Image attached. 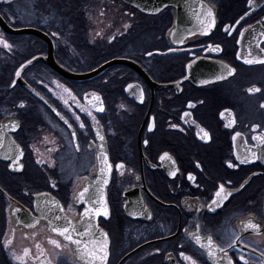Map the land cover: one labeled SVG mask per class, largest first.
I'll return each mask as SVG.
<instances>
[{
  "label": "flooded vegetation",
  "instance_id": "obj_1",
  "mask_svg": "<svg viewBox=\"0 0 264 264\" xmlns=\"http://www.w3.org/2000/svg\"><path fill=\"white\" fill-rule=\"evenodd\" d=\"M169 1L0 0V38L11 45L0 44V128L19 156L11 167L0 159V264H20L25 248L24 264H83L36 213L35 196L78 221L102 208L74 203L86 187L109 212L92 214L93 233L108 238L104 264H191L181 252L196 264H245L241 254L264 264V145L252 139L264 135V63H245L264 59V0H201L215 20L206 32L191 31L199 6ZM33 57L20 75L28 89L14 78ZM221 183L232 195L217 206ZM14 206L31 220L16 223ZM189 233L211 235L227 257L209 258ZM229 236L240 237L232 248Z\"/></svg>",
  "mask_w": 264,
  "mask_h": 264
},
{
  "label": "snow or ice",
  "instance_id": "obj_2",
  "mask_svg": "<svg viewBox=\"0 0 264 264\" xmlns=\"http://www.w3.org/2000/svg\"><path fill=\"white\" fill-rule=\"evenodd\" d=\"M249 5H252L253 0H248ZM157 11H159V9H157ZM248 13L245 12L244 16H247ZM207 16L208 17H213V13L212 11L209 9L207 12ZM244 19V17H240L239 20L236 21L237 24H239L242 20ZM215 23L214 17L212 19L211 23H207L206 25L204 24V22L202 21V27H204V31L206 32L207 30H209L213 24ZM128 26L125 25V28H127ZM53 35H56L55 33H53ZM243 35V33H242ZM179 42L183 43V40H180ZM0 44L3 45V47L5 48H10L11 45L8 44V42L6 40H3L2 38H0ZM216 51H219L220 48L217 45L216 48L214 49ZM261 51H264V49H261ZM149 55H151V53H149ZM239 55V54H238ZM33 59H35V57H33ZM264 63V59H260V60H255V59H246L245 63L248 64H252V63ZM26 63L30 64L31 61H27ZM25 65H21V68H24ZM235 70L234 69H228V73L232 74ZM21 73L18 70L16 72V75L19 76ZM217 79H223V76H218L216 77ZM201 83H209V81H201ZM64 91L69 92V94L71 95V91L69 89H64ZM249 91H259V89H249ZM94 99L99 101L100 97L98 95H96L95 93L92 94ZM87 97V94H86ZM73 100H75V97H72ZM140 99H143V94L141 93L140 95ZM65 103H67V101H65ZM21 106H23L21 104ZM123 107V106H121ZM261 107H264V104L261 105ZM82 112L83 111H87V109L85 108H81L80 109ZM99 111H103V108L101 107L99 109ZM88 115H91V112H88ZM187 115V113L185 114ZM223 115V113L221 114ZM77 120H79V116L76 117ZM93 119H95V117H93ZM234 122V121H233ZM65 123H67V121H65ZM227 126H231V124L227 125ZM69 127H71V125H69ZM80 127L83 128L84 124L81 122ZM173 127H175V125H173ZM259 127L258 125H253V128H257ZM149 128H152V125H149ZM98 138L100 140H103L104 137L103 136H99V133H97ZM237 136L240 135V133L236 134ZM208 136L207 132H204V135L201 137L206 138ZM72 138L73 140H75L76 138V133L73 132L72 133ZM233 139L235 140V137H233ZM253 140L258 141L259 145H264V135H259V136H253L252 137ZM145 144H148L149 142L147 140L144 141ZM0 144H2V140H0ZM79 146L77 145V148ZM103 151V148L101 149ZM20 155H23L22 151L20 152ZM253 158H256V154L253 153ZM165 158H169V154L167 152H165L160 159L164 160ZM239 159V157H237ZM264 158V157H262ZM19 160V156L16 157V160L13 161V164L15 165L16 162ZM104 161L105 163H107V156L105 155L104 157ZM39 162V161H38ZM242 163H248L247 159H244L241 161ZM229 166L230 167H235V165L231 164V162H229ZM18 167H23L22 165H18ZM117 167H120V165H117ZM103 170V169H102ZM170 175H175V173H170ZM190 179H192V177H189ZM105 184L108 183L107 180L104 181ZM231 183V182H229ZM244 185H241V187H243ZM53 187H55V183H53ZM89 192V189L86 187L84 188L81 192L78 193V196L74 198V203L75 202H79V201H85V202H90V203H99L102 205V208H95V207H86L84 208V212L82 214H80V219L83 221L85 217H89L91 218L92 214H95L96 216H99L101 214V211L103 212L104 216H108L109 212H108V208L106 205V202L103 200V197H100L98 200L93 201L91 199V196H86V194ZM232 195L231 192L227 191L225 188V185L223 183H221L216 192L214 193V197L212 200V204L217 205V206H221L223 204L224 201H226L230 196ZM51 205V206H49ZM46 212L42 213L43 217L45 219L48 220V227L50 228L52 233L57 234L59 237H62L64 241H68L71 244L75 245L77 247V249L79 250L81 257L83 259H85L87 261V264H104V261H106L107 257H108V238H107V234L103 233L101 231V237L102 239H87V237H90L92 235V229H93V225L88 224L87 227L84 228V231L81 232L79 231L78 227H77V222L74 221L73 219H71L67 214H62V215H56L53 214L51 217H49L47 215V213H52L53 211V207L58 208L60 210L61 213H64L65 210L64 208L55 200H51V201H45V205H44ZM72 210V205H69V211ZM39 222V218H37L36 220L33 221V224L28 225V227H34V225L36 223ZM58 222H63L58 223ZM16 223H19V221H16ZM245 228L247 229H252V230H256L259 225L249 221L248 223H246L244 225ZM197 228L199 229V225H197ZM75 234V236H74ZM190 236H192L195 240V242L199 245V247L201 249L206 250L207 252V256L209 258H213L216 256L217 251L224 253L225 257H227V253L225 252V248L224 247H220L218 244L215 243V241L213 240V237L211 235L206 237V243L203 242V239L199 234H194V233H189ZM77 237H82V238H77ZM231 240V243L227 244L228 248H232L237 240L240 239L239 236H229L228 237ZM11 241H5V245L7 246L8 244H10ZM49 244L55 246L56 248H60L61 247V243L59 240L57 239H49L48 241ZM37 248H40V244L38 243L36 245ZM29 255V249L25 248L24 249V253L23 256L17 257V260L20 261V264H24V257ZM181 256L184 257L185 260H189L191 261V264H196V262L194 260H192V257L190 256H185V254L183 252L180 253ZM262 256H264V253H262ZM239 260L240 261H244L245 264H248L246 258L241 254L239 256ZM227 262L228 264H233V261L231 259V257H227ZM48 264H51V262L49 261ZM220 264H223V260L220 261Z\"/></svg>",
  "mask_w": 264,
  "mask_h": 264
},
{
  "label": "water",
  "instance_id": "obj_3",
  "mask_svg": "<svg viewBox=\"0 0 264 264\" xmlns=\"http://www.w3.org/2000/svg\"><path fill=\"white\" fill-rule=\"evenodd\" d=\"M128 1L130 3H132V4H135V5L140 4V3H144V4L152 5V6H157V5L164 4L166 2H170L169 0H128ZM182 4L192 5V6H199L198 8H201V9L196 11L197 13L195 11H192V14L194 16L196 15V17L194 18V25H193L191 31L195 32V31H199L200 30L201 32H205L204 31V27H202L201 22L203 21L204 24L206 25L207 23H211V21H212L210 19V17L208 19H201L199 17L201 14L207 15V10L204 7V6H206V4L203 1H201V0H183ZM179 20L180 19H178V21ZM38 59H39L38 57H35V59L32 58V59L27 60V61H31L30 64L26 63L27 61H25L24 63H22L23 65H25L24 68L20 67L22 65L21 64L17 68L16 72L19 70L20 73H22V71L25 68H27L28 66H30L34 62H37ZM16 72H15V78H14L15 81L18 82L23 87L29 89V87L26 85V83H24L21 80V77H20L21 74L19 76H17ZM0 140H2V144H0V159L1 160H5V161H11V163H10V167H11V166L14 165L13 161L16 160V157L18 156L17 155L18 146L16 145L15 141L13 140V138L9 134H7L6 132L3 131L2 127L0 128ZM15 165H17V162H16ZM99 165L102 166V168L105 165H107L102 157L99 160ZM99 175H100L99 178H98L99 181L103 182V181L107 180V172H104V174L102 172H100ZM35 199H36V201H35V211L39 215L40 218L45 219L43 217V215H42V213L46 212V209L44 207L45 201H51L53 199L49 198V197H46L45 195H42V194L36 195ZM49 206H51V205H49ZM13 212H14L15 217L18 219L19 223H22V224H25V223L29 222V220H31V218H32L31 215L29 214V212H27L25 210H22L19 206L18 207L14 206V211ZM53 214L62 215L64 213H61L58 208L53 207L52 213H47V215L49 217H51ZM92 218H93V215L91 216V218L85 217L83 221L81 219L76 221L79 231L83 232L84 228L87 227L88 224L93 225V229L92 230H96L97 228L95 227V224H94V221L92 220ZM46 221L48 222L47 219H46ZM58 223L62 224L63 222H58ZM97 232L99 234L98 230H97ZM74 236H75V234H74ZM90 237L92 239L93 238L99 239V235L94 234L93 231H92V235ZM77 238H82V237H77ZM72 247H73V257L75 259L81 261L83 264H87V261L81 257V254H80L79 250L77 249V247L75 245H73V244H72ZM104 263H105V261H104Z\"/></svg>",
  "mask_w": 264,
  "mask_h": 264
}]
</instances>
